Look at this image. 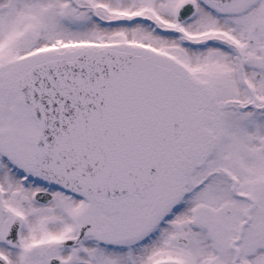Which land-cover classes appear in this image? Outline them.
Returning <instances> with one entry per match:
<instances>
[{"label": "snow or ice", "instance_id": "6c2138e0", "mask_svg": "<svg viewBox=\"0 0 264 264\" xmlns=\"http://www.w3.org/2000/svg\"><path fill=\"white\" fill-rule=\"evenodd\" d=\"M0 264H264V0H0Z\"/></svg>", "mask_w": 264, "mask_h": 264}]
</instances>
